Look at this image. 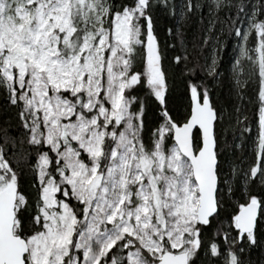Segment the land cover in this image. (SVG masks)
<instances>
[{"label": "snow or ice", "instance_id": "1", "mask_svg": "<svg viewBox=\"0 0 264 264\" xmlns=\"http://www.w3.org/2000/svg\"><path fill=\"white\" fill-rule=\"evenodd\" d=\"M0 264H264V0H0Z\"/></svg>", "mask_w": 264, "mask_h": 264}, {"label": "trees", "instance_id": "2", "mask_svg": "<svg viewBox=\"0 0 264 264\" xmlns=\"http://www.w3.org/2000/svg\"><path fill=\"white\" fill-rule=\"evenodd\" d=\"M173 24V20L167 16H164L163 14H161L159 20H158V24H157V31H158V36L159 39L161 41V45H170L173 42V38L170 37L168 35V33L166 32V29ZM200 25H198L195 21V18H193V21L187 26V38L185 41V46L188 47L189 51L192 52L193 57L195 56H199L200 58V62H203V59L205 57H207L209 55V50L206 47L205 49H203L202 51H195L193 49V37H199V29H200ZM180 46L178 45L177 48L175 50H173L172 48L168 49V54L169 57H171L173 54H180ZM232 56V42L229 40L228 41V48L226 50V56H225V61L227 60L228 57ZM166 64H170V61H165ZM170 73L175 74L176 77V81L178 84H180V82L182 81L183 77L180 75V68L176 67L175 65H171L169 68ZM201 77L203 76V74H199ZM178 92L182 91V88L178 87ZM186 103V101H185ZM177 111L178 112H183L184 111V106L183 104H177L176 105ZM249 117H252V112L249 111ZM229 141H231V133H229Z\"/></svg>", "mask_w": 264, "mask_h": 264}, {"label": "rangeland", "instance_id": "3", "mask_svg": "<svg viewBox=\"0 0 264 264\" xmlns=\"http://www.w3.org/2000/svg\"><path fill=\"white\" fill-rule=\"evenodd\" d=\"M227 170V169H226Z\"/></svg>", "mask_w": 264, "mask_h": 264}]
</instances>
